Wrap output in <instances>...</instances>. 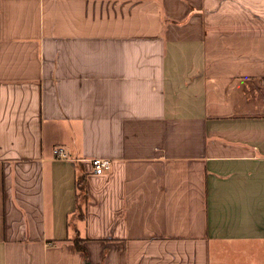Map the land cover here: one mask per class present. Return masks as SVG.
Wrapping results in <instances>:
<instances>
[{
    "label": "crops",
    "instance_id": "crops-1",
    "mask_svg": "<svg viewBox=\"0 0 264 264\" xmlns=\"http://www.w3.org/2000/svg\"><path fill=\"white\" fill-rule=\"evenodd\" d=\"M0 264H264V0H0Z\"/></svg>",
    "mask_w": 264,
    "mask_h": 264
},
{
    "label": "trees",
    "instance_id": "trees-1",
    "mask_svg": "<svg viewBox=\"0 0 264 264\" xmlns=\"http://www.w3.org/2000/svg\"><path fill=\"white\" fill-rule=\"evenodd\" d=\"M75 190H76V200H77V204L75 207V215L78 218L83 219V213H84V207L83 206L84 205L82 203L86 202L85 184H84V178L83 177L76 179ZM82 241L83 240L76 237L75 240H73V245H74L75 249L77 251L83 253L84 257L86 258V253H85V249L82 246Z\"/></svg>",
    "mask_w": 264,
    "mask_h": 264
},
{
    "label": "built area",
    "instance_id": "built-area-1",
    "mask_svg": "<svg viewBox=\"0 0 264 264\" xmlns=\"http://www.w3.org/2000/svg\"><path fill=\"white\" fill-rule=\"evenodd\" d=\"M55 160H66L67 153L62 147H56L52 151ZM90 166L94 175H102L110 170V161L107 159H91Z\"/></svg>",
    "mask_w": 264,
    "mask_h": 264
}]
</instances>
